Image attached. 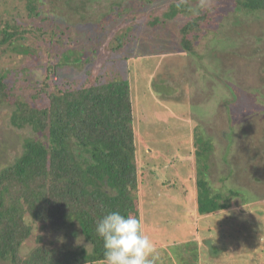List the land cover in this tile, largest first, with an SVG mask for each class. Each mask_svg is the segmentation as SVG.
<instances>
[{
	"label": "rangeland",
	"instance_id": "1",
	"mask_svg": "<svg viewBox=\"0 0 264 264\" xmlns=\"http://www.w3.org/2000/svg\"><path fill=\"white\" fill-rule=\"evenodd\" d=\"M110 1L123 0L81 1L76 15L69 14L67 23L64 19L68 8L61 5L55 9L54 22L40 16L31 18L32 24L23 35L37 51L30 57L0 52V69H11L5 81L13 84L16 97L32 103L29 95L37 89L35 81L44 75L45 63H55L62 52L56 47L48 50L47 40L35 28L37 25L50 30L55 23L65 32L70 26L72 45L93 59L90 65L81 61L78 66L59 69L72 86L130 77L135 97L138 169L147 164V176L165 180L164 175H169V181L180 186L179 193L171 197L180 207L172 210L171 203L163 200H169L163 196L169 190L161 185L153 187L151 191L161 196L140 209L141 229L158 252L155 264H203L205 259L199 249L204 239L199 233L204 225L194 218L190 204L194 195L189 188L195 185V175L188 166L193 159L192 145L186 141L191 139L192 124H199L204 138H210L213 144L207 160L209 184L224 194L230 189L238 191L239 197L231 199L237 206L243 203L242 198L264 206V12L237 11L231 0H203L209 5L202 10L207 19L199 23L198 31L189 33L199 36L193 38L194 51H190L180 43V28L191 17L189 14L178 13L162 23L148 24L152 16H160L174 0H152L150 5L144 0H126L129 5L139 6V12L122 11L121 16L114 18L107 14ZM43 7L51 8L49 3ZM10 12L21 13L19 19L28 21L22 16L26 15L22 0H0V14L9 18ZM101 19L106 24L96 36ZM138 23L136 44L126 43L121 49H114L115 37L128 29L132 31ZM124 56H128V61ZM166 91L170 95L183 91V95L177 101L174 96L158 100V94ZM12 108L11 103L0 104V168L19 156L24 138L32 134L28 127L10 125ZM183 190L189 191L185 194ZM145 200L148 202L149 196ZM255 219L250 220L248 227ZM33 225L32 235L20 249L23 256L41 233L45 244L53 248L89 249L77 227L42 230L39 223ZM248 260L249 264L258 261L256 256Z\"/></svg>",
	"mask_w": 264,
	"mask_h": 264
},
{
	"label": "trees",
	"instance_id": "2",
	"mask_svg": "<svg viewBox=\"0 0 264 264\" xmlns=\"http://www.w3.org/2000/svg\"><path fill=\"white\" fill-rule=\"evenodd\" d=\"M81 1L84 0H22L26 14L22 16L28 20L26 23L19 19L21 13L10 12L9 18L0 14V52L30 57L37 48L26 42L23 33L31 26V18L40 16L53 21L57 17L55 9L61 5L68 8V16L64 19L67 23L69 14L76 15ZM127 1H110L107 14L113 18L121 16L122 11L137 14L139 6L129 5ZM144 1L149 5L153 2ZM190 1H172L160 16H152L148 24L162 23L178 13L189 14L191 17L180 28V43L183 48L194 51L192 41L199 36H189V33L200 29L199 23L207 19L202 10L209 5L203 0H195L191 2L193 4ZM231 1L237 11L264 12V0ZM46 3L51 8H44ZM105 24V20H99L96 36ZM139 25L116 36L117 44L113 48L121 49L126 43L135 45ZM69 28L66 27L65 32L54 23L52 29L42 30L36 25L35 30L47 40L48 50L56 47L62 52L55 63L50 60L45 63L44 75L35 81L37 89L29 95L32 103L16 97L13 84L5 81L11 69H0V104L13 105L10 125L28 127L32 133L24 138L19 156L0 168V264L103 262V240L95 229L105 214L119 211L140 221L143 205L151 204L152 198L161 196L151 191L159 185L169 190L163 195L169 200H163L171 203V210L180 207L171 200L179 193L177 182H170L168 174L164 175L165 180L151 174L147 176V164L138 169L139 144L134 130L136 113L131 78L72 86L64 73H60L59 69L66 65L78 66L81 61L90 65L93 60L91 55L84 56L83 50L72 45ZM124 57L128 61V56ZM157 65L150 72L149 81L153 79ZM166 92L158 94L157 99L174 96L177 101L183 95V91H179V95ZM190 129L191 139L186 142H191L193 159L189 160L188 166L195 175V185L189 188L190 194L194 195L190 204L194 218L204 225L199 233L204 239V245L199 249L205 259L203 264H249L248 259L255 256L258 260L255 264H264V206L244 198L237 206L231 199L239 197L238 191L230 189L224 194L209 184L207 160L213 144L210 138H204L199 124H192ZM188 191L183 190L185 194ZM254 218L256 222L248 227ZM34 223H39L42 230L46 227L65 230L77 227L89 249L53 248L45 244L41 233L34 237L35 245L23 256L20 249L32 235Z\"/></svg>",
	"mask_w": 264,
	"mask_h": 264
},
{
	"label": "clouds",
	"instance_id": "3",
	"mask_svg": "<svg viewBox=\"0 0 264 264\" xmlns=\"http://www.w3.org/2000/svg\"><path fill=\"white\" fill-rule=\"evenodd\" d=\"M95 231L103 240L106 264H155L158 252L135 216L108 212Z\"/></svg>",
	"mask_w": 264,
	"mask_h": 264
}]
</instances>
